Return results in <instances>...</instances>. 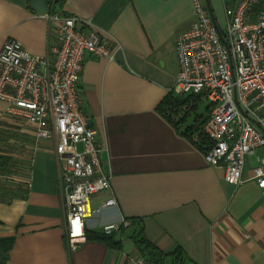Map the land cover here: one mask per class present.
<instances>
[{
  "label": "crops",
  "instance_id": "1",
  "mask_svg": "<svg viewBox=\"0 0 264 264\" xmlns=\"http://www.w3.org/2000/svg\"><path fill=\"white\" fill-rule=\"evenodd\" d=\"M231 1L209 0L220 27ZM48 13L91 18L117 43L114 60L86 58L79 86L111 182L91 198L98 211L87 217L86 232L103 234L104 225L122 221L127 226L118 240V231L109 242L86 236L71 249L55 140H37L36 125L7 113L0 100V129L9 130L0 132V156L7 159L0 165L26 179L0 184V240L14 239L7 264L152 260L155 252L143 248L139 236L159 253L176 252L180 264H264V188L254 178L264 148L247 157L244 182L232 185L225 169L210 165L184 133L202 127L208 101L196 97L182 107L180 126L161 107L166 99L186 98L172 89L179 72L177 40L195 19L192 0H63ZM8 38L42 56L52 40L50 21L29 0H0V51ZM112 196L117 205L103 206Z\"/></svg>",
  "mask_w": 264,
  "mask_h": 264
},
{
  "label": "built area",
  "instance_id": "2",
  "mask_svg": "<svg viewBox=\"0 0 264 264\" xmlns=\"http://www.w3.org/2000/svg\"><path fill=\"white\" fill-rule=\"evenodd\" d=\"M192 3L195 19L177 40L179 72L172 91L208 101L204 157L222 166L226 181L238 186L247 157L264 148V0H232L224 27L216 23L208 0ZM43 16L52 35L44 55L31 54L14 38L4 43L0 100L8 104L7 113L36 125L37 140H55L67 237L75 249L86 238L87 217L98 211L90 207L91 198L111 188L79 86L86 58L114 60L117 43L91 18ZM258 162L254 178L264 188V157L258 156ZM113 205L114 196L103 204ZM122 226L127 222L104 225L103 233L112 235ZM134 263L162 264L143 257Z\"/></svg>",
  "mask_w": 264,
  "mask_h": 264
},
{
  "label": "trees",
  "instance_id": "3",
  "mask_svg": "<svg viewBox=\"0 0 264 264\" xmlns=\"http://www.w3.org/2000/svg\"><path fill=\"white\" fill-rule=\"evenodd\" d=\"M63 0H54L53 3H57ZM52 3V4H53ZM171 97V95H170ZM194 96H186V98L182 97H177V98H170L166 99L161 103L162 110L164 111L165 115L167 118H169L176 126H180V123L182 120L177 119V112L181 110L182 107H184L186 104L191 103L192 101H195ZM190 139L191 141L196 144L199 148H201L203 151L207 148L209 144V140L202 131L201 128H197L196 133L192 131V128L187 127L184 132ZM5 161L7 160L4 156H0V161ZM124 227H121L120 230H122ZM142 234V232L140 233ZM87 239H100L105 242H109L110 237L112 238L113 235H107V234H101V233H93L91 231L86 232ZM138 237V236H137ZM135 237V238H137ZM139 241V244L143 245V248L150 249L151 251L155 252L153 255H156L155 257L152 258L153 262H158L162 264H180V259L181 257L176 255V252L173 253H159V251L143 236H139L137 238ZM13 238H7V239H1L0 240V263L1 264H7L8 258H9V252L13 247ZM175 256L174 260L172 262L167 261V258L169 256ZM156 259V260H154Z\"/></svg>",
  "mask_w": 264,
  "mask_h": 264
},
{
  "label": "rangeland",
  "instance_id": "4",
  "mask_svg": "<svg viewBox=\"0 0 264 264\" xmlns=\"http://www.w3.org/2000/svg\"><path fill=\"white\" fill-rule=\"evenodd\" d=\"M182 115V114H180ZM180 115L176 116L177 119H180ZM1 133L4 134H8L9 130L8 129H0ZM2 140H5L4 138H2ZM81 147V144H80ZM4 165V166H3ZM15 170L12 168H9V164H1L0 165V184H13V185H17V184H21L24 183L26 181V179L24 178V174L22 176L15 177Z\"/></svg>",
  "mask_w": 264,
  "mask_h": 264
},
{
  "label": "water",
  "instance_id": "5",
  "mask_svg": "<svg viewBox=\"0 0 264 264\" xmlns=\"http://www.w3.org/2000/svg\"><path fill=\"white\" fill-rule=\"evenodd\" d=\"M50 5H51L50 0H29V6L31 7V9L41 14H47L49 12ZM89 125H92V121L90 119H89ZM121 236H122V231H118L115 239L118 240L121 238Z\"/></svg>",
  "mask_w": 264,
  "mask_h": 264
}]
</instances>
